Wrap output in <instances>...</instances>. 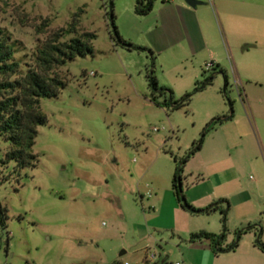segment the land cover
<instances>
[{"label":"rangeland","instance_id":"rangeland-1","mask_svg":"<svg viewBox=\"0 0 264 264\" xmlns=\"http://www.w3.org/2000/svg\"><path fill=\"white\" fill-rule=\"evenodd\" d=\"M132 1L113 0L117 28ZM200 1L210 4L226 25L228 3ZM234 1L237 11H248L243 0ZM244 1L247 6L263 4L264 13V0ZM109 11V0H0V27L23 72L36 65L38 51L55 33L71 28L73 19L79 26L61 42L84 32L95 35L92 54L53 69L66 86L57 97L41 100L48 123L38 129L36 167L20 169L7 161L10 145L0 137V206L6 211V227L0 221V264H134L145 263L142 259L150 253L160 255L157 264L166 258L183 262L192 234L225 231L220 212L191 218L184 223L191 230L186 235L168 231L169 213L156 216L155 199L148 191L160 184L161 195L163 186L168 188L176 168L197 147L206 127L219 119L216 116L246 115L239 93L260 88L243 79L238 85L231 63L255 58L254 49L244 51L247 42L231 51L223 44L228 84L215 71L204 90L176 108L174 102L180 104L214 72L204 66L201 75L189 77L190 64L168 57L152 60L144 51L120 45ZM249 11L262 12L258 7ZM204 12L217 31L211 13ZM151 71L173 99L169 93H155L153 99L147 81ZM155 127L160 131L154 132ZM215 127L207 131L203 150L183 166L181 188L187 202L207 188L198 183L209 172ZM252 143L253 164L245 167L240 185L252 194V203L229 202L221 242L223 250L236 243L238 247L216 253L212 264H264L263 170L256 166L261 158L264 168V145L262 155L258 140Z\"/></svg>","mask_w":264,"mask_h":264},{"label":"crops","instance_id":"crops-1","mask_svg":"<svg viewBox=\"0 0 264 264\" xmlns=\"http://www.w3.org/2000/svg\"><path fill=\"white\" fill-rule=\"evenodd\" d=\"M136 1L133 0L124 15L125 20L119 18L118 31L121 37L129 44L146 49L144 54L147 58H174L182 64H190V73L193 77L201 75V69L207 62H214L218 71L223 70L227 76L228 71L223 66L225 61L224 46L230 51L232 46L250 43L244 51L251 48L254 53L253 59H246L238 64L231 63L232 72L238 85H242V79L246 83H254L260 89L248 92L242 88L239 93L241 102L245 108L246 115L216 116L219 123L213 135L211 157L209 160V172L202 176L199 185H206L207 188L188 203L196 209H205L220 200L233 202L236 200L242 204L252 203V194L240 189L243 171L246 166L252 165L250 157L253 139L258 140L263 155L264 145V13L263 4L249 5L242 1L248 11L233 7L234 0H224L231 6V11L224 14L226 25L222 20L217 19L215 12H212L210 4L203 2L196 8L190 7L185 0H155L151 12L145 16L137 15L135 12ZM251 7H258L262 12L250 13ZM204 10L211 13L212 22L209 23L204 17ZM256 10V9H255ZM214 14V15H213ZM216 17V19H215ZM216 20V21H215ZM221 24V25H220ZM221 30V31H220ZM221 32V34H220ZM230 34L232 41H230ZM224 44V46H223ZM150 55V56H149ZM188 68H186V71ZM224 77L219 73V78ZM197 79V78H196ZM261 81V82H260ZM224 118V119H221ZM202 146L201 150H203ZM264 159V157H263ZM262 163H257L260 172L264 168ZM173 180L168 188L163 186L160 195L161 185L157 184L153 190L148 191V197L155 199L153 209H157V217L163 218L169 213L168 231L181 234L191 233V230L184 228V223L191 221L195 216L181 207L177 201L173 188ZM165 203L167 204L164 208ZM225 205H223L224 207ZM213 214V213H211ZM202 229V228H201ZM205 231V230H202ZM205 232L213 234L211 230ZM126 254V252H125ZM216 254L212 242L208 239L191 241L185 247L182 255L184 264H212ZM146 258V257H145ZM143 258L142 261L145 259Z\"/></svg>","mask_w":264,"mask_h":264},{"label":"trees","instance_id":"trees-1","mask_svg":"<svg viewBox=\"0 0 264 264\" xmlns=\"http://www.w3.org/2000/svg\"><path fill=\"white\" fill-rule=\"evenodd\" d=\"M155 0H136L135 12L137 15L145 16L151 12ZM110 11L107 15L110 18L113 27L114 36L117 42L128 48L145 51L146 49L127 43L120 35L116 26V16L114 14V2L109 0ZM71 28L60 29L51 41H48L36 57V65L28 67L23 72L21 64L15 59V51L5 37L3 29L0 27V137L9 143L10 148L6 154V160L15 162L20 169L34 167L36 157L33 149L38 136V129L48 123L46 116L41 111V100L44 98L57 97L65 84L53 75V69L56 66H62L77 57H84L93 53L92 40L95 35L84 32L79 37H74L68 42H61V39L72 33H75L79 26L76 19L70 23ZM154 60V59H152ZM214 72L210 79H206L205 84L201 87L196 85L194 92L186 94L181 103L174 102L176 108L186 104L192 96L204 90L213 80L215 71L224 75L226 85L228 84L227 76L223 70L218 71L216 66L211 70ZM148 86L152 90L153 99L155 93L164 96L170 94L173 99V93L170 90L161 88L156 80L154 71L147 75ZM219 120H214L205 129V134L201 138L197 147L190 152L189 156L183 161L182 165L177 167L173 176V188L177 201L182 208L194 215L211 214L220 212L223 216L225 231L221 235L211 234L205 231L192 234L191 241L199 239H208L212 242L215 254L234 251L238 243L226 250L221 248V242L225 239L227 213L230 209L228 200H220L208 206L205 209H196L190 205L179 190V184L182 182L183 166L188 162L190 156L201 150L207 131L218 124ZM36 167V166H35ZM34 167V168H35ZM223 205H225L223 207ZM0 221L2 227H6V211L0 206ZM264 250V247L262 246ZM115 264H121L119 262Z\"/></svg>","mask_w":264,"mask_h":264},{"label":"built area","instance_id":"built-area-1","mask_svg":"<svg viewBox=\"0 0 264 264\" xmlns=\"http://www.w3.org/2000/svg\"><path fill=\"white\" fill-rule=\"evenodd\" d=\"M216 66V64L214 62H207L206 65H205V70L206 71H211L214 67ZM154 132H159L160 129L155 127L153 129ZM160 263V255L157 254V253H150L146 258H145V263H134V264H152V263ZM163 264H184L183 262H175V263H172V262H168L167 261V258L162 262ZM123 264H131L129 262H124Z\"/></svg>","mask_w":264,"mask_h":264},{"label":"water","instance_id":"water-1","mask_svg":"<svg viewBox=\"0 0 264 264\" xmlns=\"http://www.w3.org/2000/svg\"><path fill=\"white\" fill-rule=\"evenodd\" d=\"M185 1H186V3H187L190 7H192V8H196V7L199 6V5H203V2L200 1V0H185ZM179 190H180V192L182 193L181 184H179ZM124 254H125V251H123V252L121 253V255H124Z\"/></svg>","mask_w":264,"mask_h":264}]
</instances>
